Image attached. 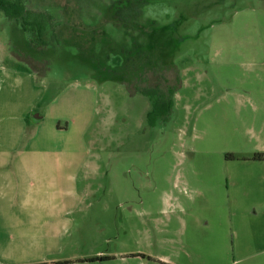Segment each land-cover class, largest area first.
Returning <instances> with one entry per match:
<instances>
[{"label":"rangeland","instance_id":"obj_1","mask_svg":"<svg viewBox=\"0 0 264 264\" xmlns=\"http://www.w3.org/2000/svg\"><path fill=\"white\" fill-rule=\"evenodd\" d=\"M113 1L27 0L55 17L43 49L0 10V103L43 116L0 264H264V0H147L134 35L181 78L154 125Z\"/></svg>","mask_w":264,"mask_h":264},{"label":"trees","instance_id":"obj_2","mask_svg":"<svg viewBox=\"0 0 264 264\" xmlns=\"http://www.w3.org/2000/svg\"><path fill=\"white\" fill-rule=\"evenodd\" d=\"M146 4L147 0H116L111 3L109 13L113 23L122 26L133 41L131 47L120 45L115 47L113 52L123 56V67L125 66V70L132 74H138L139 67H142L141 75H137L132 86L128 88L132 93L139 92L152 100V109L147 117L149 124L154 125L160 118L164 120L169 118L174 106V95L181 86V78L178 70L174 68L164 67L160 71L148 53L151 52V44L139 41L134 35L137 29L142 28L139 27L138 20ZM0 10L31 35L29 47L43 49L49 45L46 39L49 30L52 31V38H55V17L48 11L29 8L27 0H0ZM142 31L141 36L150 38L149 32L143 28ZM116 73L114 71L112 75Z\"/></svg>","mask_w":264,"mask_h":264},{"label":"crops","instance_id":"obj_3","mask_svg":"<svg viewBox=\"0 0 264 264\" xmlns=\"http://www.w3.org/2000/svg\"><path fill=\"white\" fill-rule=\"evenodd\" d=\"M8 76L17 79L20 77L16 72H10ZM1 88L0 93H3ZM22 104H18L15 110L13 101L0 103V215L16 213L14 197L22 199V196L28 194L26 191L30 178L36 175V168L42 163L29 160L28 153L30 147H42L40 139L43 116H31L33 105L22 108ZM63 131L60 127L54 130L52 126L49 132L60 134ZM67 178H75V174L68 175ZM68 191L72 193V190ZM23 211L27 210L23 208Z\"/></svg>","mask_w":264,"mask_h":264}]
</instances>
